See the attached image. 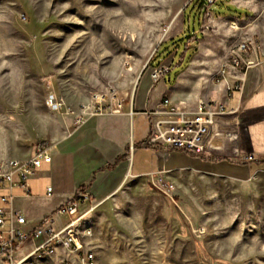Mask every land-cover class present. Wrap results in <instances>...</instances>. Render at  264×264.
<instances>
[{"label":"rangeland","instance_id":"374dc122","mask_svg":"<svg viewBox=\"0 0 264 264\" xmlns=\"http://www.w3.org/2000/svg\"><path fill=\"white\" fill-rule=\"evenodd\" d=\"M191 1L0 0V174L12 160L30 159L38 143L56 146L83 124L79 116L89 115H67V109L81 111L94 94L109 101L114 89L132 104L149 91V100L158 102L168 84L161 98L170 96L189 110L201 99L221 102L216 92L229 72L220 83L216 75L223 65L230 71L231 50L247 40H258L264 50V37L250 32L264 28V0H216L188 46L186 63L174 69L172 54L161 64L172 70V83L169 71L156 81L159 66L149 61L183 31V10ZM243 15L246 23L231 19ZM176 16L181 29L167 33ZM187 22L194 27L191 15ZM231 89L240 90V81ZM51 99L62 107L50 106ZM227 112L202 145L238 162L219 160L216 169L231 175L156 168L130 176L108 199L84 205L95 207L88 223L97 264H264V101ZM134 124L136 152L130 129L121 138L104 128L94 140L130 150L137 169L156 167L153 148L142 145L148 120L137 114ZM247 171L245 178L232 176Z\"/></svg>","mask_w":264,"mask_h":264},{"label":"built area","instance_id":"2783aa9c","mask_svg":"<svg viewBox=\"0 0 264 264\" xmlns=\"http://www.w3.org/2000/svg\"><path fill=\"white\" fill-rule=\"evenodd\" d=\"M216 0H205L206 15L213 14V4ZM236 26V23L233 22ZM205 28L211 29L209 23ZM258 40H247L231 50L230 66L240 69L251 65L244 55L254 51H261ZM170 68L160 65L155 71L156 81ZM229 68L223 65L216 75V82L220 83L226 78ZM230 90V92H229ZM228 90V94L232 89ZM51 105L62 104L50 101ZM109 104V105H108ZM124 101L118 96L117 90L111 89L109 101L106 95L94 94L87 104L80 107L81 111L68 108L66 114L96 116L107 113L122 114ZM226 104L199 100L196 110H189L185 106L173 102L170 96H163L157 107L147 114L152 120V129L146 143L155 147H163L165 150L178 146L190 149L193 152L203 150V139L215 120L227 114ZM134 113L132 112V115ZM87 118L79 116L80 123ZM55 145L40 142L36 145L34 155L22 162L14 159L10 163L9 170L0 174V182L8 183L9 194L0 196V263L1 264H97L96 253L90 247V239L94 236V229L88 223V216L94 210V206L84 209V205L90 200V196L83 190H79L72 199L61 204L53 213L41 219V221L28 227L30 224L23 207L17 205L18 196L14 189L22 188L23 197L31 198L29 179L36 175L43 163H51ZM19 177V180L16 179ZM48 198H53V186L47 187Z\"/></svg>","mask_w":264,"mask_h":264},{"label":"crops","instance_id":"0c3cea01","mask_svg":"<svg viewBox=\"0 0 264 264\" xmlns=\"http://www.w3.org/2000/svg\"><path fill=\"white\" fill-rule=\"evenodd\" d=\"M249 12L246 13L250 15ZM231 19L238 22H247L245 15L241 18ZM181 27L182 22H179L176 30H180ZM250 32L255 36L259 35L258 39L264 37L263 27H258ZM261 39H263L262 44L264 45V38ZM244 57L246 61H252L253 65L249 66L246 71L231 67L228 78L221 83L218 92H216L218 100L225 103L227 109L230 110H237L246 107L250 103L264 101V50L245 54ZM237 81H240L241 89L233 91L229 95L228 90ZM166 90H168V84H165L164 88H160L158 102L149 100V93L152 92H139L140 96H138L136 103L135 101H132V104L124 102L122 114L107 113L90 116L86 122L73 128L66 137L61 141L59 140L53 152L52 162L43 163L36 175L28 181L31 187V198L23 197L22 188L14 189V194L18 196L17 205L23 207L30 222L28 227L38 224L42 218L53 213L61 204L76 196L79 190L85 191L90 196V200H105L114 195L130 176L146 175L154 172L156 168L168 172L189 169L216 176H223L219 174L231 175L216 169L220 164L219 160H229L233 164H238V162L228 157L219 156L218 153L211 150L205 149L202 152H193L180 146L165 150L163 147H155L146 143V138L152 129V120L147 113L157 107L161 95ZM137 114L144 115L148 120L149 129L143 137L144 142L142 145L153 148L155 157L158 156L159 158L156 167L154 165L150 168L146 167V169H137L135 159L133 160L132 152H136L137 147V143L134 141V121ZM104 128L113 136L121 138L126 137L127 130L130 129L132 152L128 150L122 153L119 148L117 149L105 143L101 146L98 145L94 138ZM21 161L25 162L26 160ZM241 165L247 164L243 163ZM246 174H248V171L245 175L238 176L234 174L232 176L234 178H245ZM16 179L19 180V177L16 176ZM7 184L6 182H0V196L10 193ZM50 185L54 189L53 198L46 196L47 187ZM87 204L88 202L85 205ZM1 205L2 202L0 201ZM44 205L46 208L41 210Z\"/></svg>","mask_w":264,"mask_h":264},{"label":"trees","instance_id":"16d2710c","mask_svg":"<svg viewBox=\"0 0 264 264\" xmlns=\"http://www.w3.org/2000/svg\"><path fill=\"white\" fill-rule=\"evenodd\" d=\"M188 12L194 20L195 24L192 28L187 25ZM206 15L205 1L204 0H192L187 7L183 10V31L176 37L170 39L167 42H163L152 56L148 65L160 66L166 59H168L173 54V68L182 67L186 63L187 59L190 57L188 53V46L191 41H194L198 34L204 27V19ZM198 24V28L196 26ZM180 48H183L182 50ZM171 69L170 74L167 77L172 83ZM166 74V73H165ZM164 74V75H165Z\"/></svg>","mask_w":264,"mask_h":264},{"label":"bare ground","instance_id":"6f19581e","mask_svg":"<svg viewBox=\"0 0 264 264\" xmlns=\"http://www.w3.org/2000/svg\"><path fill=\"white\" fill-rule=\"evenodd\" d=\"M178 25H179V20H178V16H176L173 19L172 23L170 24V26H169V28H168V30L166 32L169 33L171 30H174V29L178 28Z\"/></svg>","mask_w":264,"mask_h":264},{"label":"water","instance_id":"95a60500","mask_svg":"<svg viewBox=\"0 0 264 264\" xmlns=\"http://www.w3.org/2000/svg\"><path fill=\"white\" fill-rule=\"evenodd\" d=\"M187 5H188V4H186L185 7H186ZM185 7H184V8H185ZM159 45H160V44H159Z\"/></svg>","mask_w":264,"mask_h":264}]
</instances>
